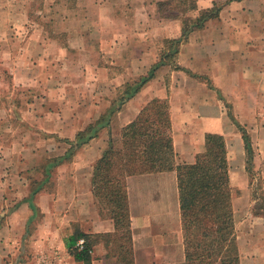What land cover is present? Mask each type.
<instances>
[{
    "label": "crops",
    "instance_id": "obj_1",
    "mask_svg": "<svg viewBox=\"0 0 264 264\" xmlns=\"http://www.w3.org/2000/svg\"><path fill=\"white\" fill-rule=\"evenodd\" d=\"M163 1L91 2L83 17L62 19L82 24L76 32L0 21V264H83L68 253L76 236L91 248L90 264H120L93 167L154 99L167 102L174 166L193 164L205 135L223 137L239 263L264 264V214L254 213L264 194V0L230 1L182 40V20L159 15ZM225 1L195 0L188 16ZM103 117L96 137L72 145ZM124 184L132 264H183L175 170Z\"/></svg>",
    "mask_w": 264,
    "mask_h": 264
},
{
    "label": "trees",
    "instance_id": "obj_2",
    "mask_svg": "<svg viewBox=\"0 0 264 264\" xmlns=\"http://www.w3.org/2000/svg\"><path fill=\"white\" fill-rule=\"evenodd\" d=\"M230 1L214 3L210 9L197 12L195 0H164L157 4L162 18L182 20L181 40L193 30L216 19L222 6ZM179 40L171 41L176 45ZM153 71L149 72L152 75ZM147 78V77H146ZM145 77L129 85L124 98L132 97L146 81ZM103 117L77 135L76 147L96 137ZM247 163L253 157L249 136L240 128ZM175 170L179 194L183 234V264H240L231 209L226 150L223 137L205 135L204 150L191 165L174 166L167 102L154 99L137 118L121 132L118 141L109 142L101 158L94 164L92 191L101 214L113 222L114 244L120 264H132L130 250L129 214L124 180L127 176ZM264 214V206L254 207V213ZM76 237L68 247L69 255L83 264H90L91 248L84 239L82 251L75 249ZM114 249V248H113Z\"/></svg>",
    "mask_w": 264,
    "mask_h": 264
},
{
    "label": "rangeland",
    "instance_id": "obj_3",
    "mask_svg": "<svg viewBox=\"0 0 264 264\" xmlns=\"http://www.w3.org/2000/svg\"><path fill=\"white\" fill-rule=\"evenodd\" d=\"M94 1L97 2L98 0H0L1 26L3 23L6 29L9 22L16 19V26L24 27L23 31L25 32L41 29L47 33L56 31L62 33L68 30V27H71V31L76 32L81 29L82 24L75 22L67 25V23L63 24L62 19L83 17L84 14L88 13L86 5ZM57 19H61L62 22L55 23L54 21ZM19 21H24V24L19 23ZM15 23L13 22V25ZM5 29H1L0 31H4ZM17 30L18 28H13L12 26V31ZM257 190L259 189L257 188ZM259 198L260 200L256 202V206H264V194L260 193Z\"/></svg>",
    "mask_w": 264,
    "mask_h": 264
},
{
    "label": "built area",
    "instance_id": "obj_4",
    "mask_svg": "<svg viewBox=\"0 0 264 264\" xmlns=\"http://www.w3.org/2000/svg\"><path fill=\"white\" fill-rule=\"evenodd\" d=\"M84 243H85L84 242V239L78 240L77 243H76V245H75V249L77 251H82L83 248H84ZM39 263L40 264H48V260H47V258H42V259L39 260Z\"/></svg>",
    "mask_w": 264,
    "mask_h": 264
}]
</instances>
